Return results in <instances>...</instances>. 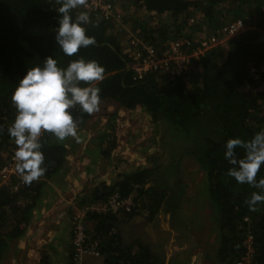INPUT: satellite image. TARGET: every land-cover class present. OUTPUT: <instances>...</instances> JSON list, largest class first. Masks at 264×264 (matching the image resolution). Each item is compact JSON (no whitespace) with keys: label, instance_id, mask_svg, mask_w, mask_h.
<instances>
[{"label":"trees","instance_id":"1","mask_svg":"<svg viewBox=\"0 0 264 264\" xmlns=\"http://www.w3.org/2000/svg\"><path fill=\"white\" fill-rule=\"evenodd\" d=\"M128 1L150 15L147 17L150 22L141 21L132 26H139L143 39L159 48L170 38L179 37L189 18L196 15L203 19V25L193 27L199 32L204 25V28L218 29L237 18L245 19L249 28L231 39L226 50L211 49L194 61L189 71L174 79L148 72L143 79L134 80L132 69L128 67L129 59L118 38L107 32L105 21L92 19L99 21L98 27L86 25L85 28L86 34L95 38V43L69 57L55 41L60 19L55 0H0V167L16 146L7 131L16 115L11 96L28 69L42 66L49 56L63 68L81 57L96 60L105 68V79L96 85L101 90V102L111 99L120 108L143 110L158 131L154 138L157 151L151 165L121 173L113 185H103L90 198L99 202L115 191L121 196L134 192L135 204L128 212L93 210L85 216L90 225L89 241L97 242L104 264H163V256L139 238L131 237L122 245L117 225L142 213L147 221L157 216L164 202L169 201L170 186L178 184L176 177L187 155L203 170L208 196L215 206L216 261L235 264L244 254L243 241L250 234L253 264H264V202L256 205V211H250L245 203L253 192L262 195L264 192L228 176L232 165L225 159L229 139L248 141L264 129V76L262 90L256 91L258 84L248 75L251 66L264 61V0ZM79 11L82 9L73 10V17ZM166 16L174 21L171 30L161 24ZM152 17L156 18L155 24ZM246 84L250 85L247 90L252 91L245 90ZM80 86L89 85L81 82ZM71 113L80 122L77 137L72 139L75 142L84 133L92 115L84 113L78 105ZM107 128L112 129V126ZM108 129L101 133L100 141H94L99 143L104 157H109L115 148V137ZM70 139L59 141L45 132L41 137L44 175L31 184L23 182L15 190L12 187L15 179L11 185L0 184V261L9 241L23 235L35 219L33 216L46 196L48 182L62 180ZM235 151L238 157H243L244 149ZM170 166L174 169L169 170ZM260 179H264V165L256 177L257 181ZM88 200L79 205L90 203ZM70 262L72 264L71 253Z\"/></svg>","mask_w":264,"mask_h":264},{"label":"clouds","instance_id":"2","mask_svg":"<svg viewBox=\"0 0 264 264\" xmlns=\"http://www.w3.org/2000/svg\"><path fill=\"white\" fill-rule=\"evenodd\" d=\"M60 14L55 41L66 56H74L79 50L95 43V38L86 34V25L98 27L88 11H79L73 17V10L87 9L88 0H55ZM105 79V68L96 60L83 57L69 62L66 68L58 66L52 56L28 69L12 93V104L16 109L14 122L8 127V134L14 140L16 171L25 184H31L44 175V154L41 151V137L45 132L53 134L59 141L76 138L79 121L71 110L77 105L84 113L92 115L100 110V88L96 86ZM81 82L89 85L81 87ZM244 149L238 157L236 149ZM225 159L232 167L227 175L240 184H249L264 192V179L256 180L264 165V129L248 140L229 139L226 143ZM264 202V195L253 192L245 201L250 211Z\"/></svg>","mask_w":264,"mask_h":264},{"label":"rangeland","instance_id":"3","mask_svg":"<svg viewBox=\"0 0 264 264\" xmlns=\"http://www.w3.org/2000/svg\"><path fill=\"white\" fill-rule=\"evenodd\" d=\"M114 3L125 13L127 23L130 26L141 21H151V19H147V17L150 15H145L144 12H142L138 7L134 6V4L132 5V3H129L128 0H114ZM132 10H136V12ZM167 16L162 18L161 24L163 27L171 30L174 28V21L172 22L173 19L171 20ZM152 19V24H155L156 18L152 17ZM193 27L195 26L190 27V32H187L182 28L179 32V35H205L208 33L217 32V28L213 29L209 26L204 28L205 25L203 30H200V32L198 31L199 29ZM110 29L114 30L112 27H110ZM107 32L114 36L113 31ZM118 40L120 42L119 38ZM120 44L123 51L126 45L123 41H121ZM262 87L263 86L260 85L257 88H254V90L260 91L262 90ZM245 90H247L246 87ZM249 91L252 90H247V92ZM116 104L117 103L111 99L102 101L100 104V110L92 114L91 118L87 121L85 126L86 128L82 136H79L75 142H72L73 137H70L71 139L69 140L68 145H74L77 142L76 146H79V144L83 143L84 140L86 141L87 138H89L88 146H85L86 148L82 147L80 149L82 154H77L76 152L74 156L75 163H80V169L82 166L80 161L83 155L90 157L96 153L95 157H97L96 159H93V161L90 160V163L87 166L89 167V170L88 172L85 171L87 175H90L89 178H87L86 175L82 177L79 175L80 171H84L82 169H74L70 173L71 184L74 177L78 179L79 183L77 185L79 189L73 194L71 203H67V200L60 198L56 192L57 190H54L55 187L57 189H61L60 192L65 198H67L66 196L68 195L67 192L69 189V177L67 178L66 182L63 180L64 176L66 175L65 170L63 171L62 180H56V183L50 181L46 186L45 198L56 202L58 201V204L64 205V211L62 212H64L71 223L73 221V215L80 212L81 206L79 204H81V201H87L89 199L88 201H90V203L94 202L91 201L90 198L93 197V193L96 189L102 188L103 185H113L119 179V175L123 172L131 171L139 166L145 167L149 164L151 165V159H153L152 157L157 151L154 138L158 134V131L156 127L152 125V122L145 112L143 110L131 112V110L122 108L125 110L123 111ZM109 125L112 126V129H110L113 132V136L115 137V148L111 151L109 157H104L100 154V151L96 149H99V143L95 144L94 141H100L99 137L101 133L107 130ZM93 142L94 147H89V144H92ZM73 151L75 152L76 149H73ZM86 152L88 154H84ZM168 169L172 170L174 167L170 166ZM14 179L16 182H18L16 177H14ZM176 179L178 184L175 186L172 184L169 189V193L171 192L170 196H168L169 201L171 200V204L175 205L180 199L185 203L182 205L183 207H191L194 212L193 216H198L196 218V223L193 230V234L197 236L196 243L198 247H195V251L197 250L196 252H198L197 264H219L215 259V251L217 248L216 210L215 206L213 205L214 203L211 202L208 196L205 185L206 177L203 170L200 168L194 158H192L190 155H187L182 159L181 173L176 177ZM64 191H66L65 194L63 193ZM42 203L43 200L41 201V204ZM41 204L39 205V208L42 206ZM142 214L145 216L144 213ZM150 221L151 220H149L148 223H150ZM133 230L134 229H132V235ZM149 233L151 232L148 231V234ZM139 234L140 239L142 240L143 238L144 241L151 237L150 235L144 234V231ZM5 252L6 253L4 257H2L0 264H5L7 262L12 264V259L7 254L9 249L7 248Z\"/></svg>","mask_w":264,"mask_h":264},{"label":"built area","instance_id":"4","mask_svg":"<svg viewBox=\"0 0 264 264\" xmlns=\"http://www.w3.org/2000/svg\"><path fill=\"white\" fill-rule=\"evenodd\" d=\"M88 11L91 19H101L108 25L107 31H113L115 37L126 45L123 53L127 55L128 67L132 69L133 79L140 80L148 72H154L157 76H165L174 79L180 74L187 72L194 61L200 60L208 51L216 47L223 50L228 48L231 39L237 37L249 27L245 19L237 18L225 23L217 29V32L200 34H185L178 38L170 39L159 48L148 43L142 37L143 33L139 26H130L127 23L125 13L115 5L113 0H88ZM198 24L203 25L202 16L196 15L189 18L184 30L190 32V27ZM112 27L114 30H111ZM199 31V30H198ZM251 81L263 85L264 61L258 66H251L248 70ZM245 87L249 89L250 85ZM13 148L3 165L0 167V184L11 185L12 179L16 177L18 182L14 184L13 190L23 183L21 176L16 171L15 152ZM134 202V192L121 196L117 191L110 193L103 201H94L82 205L80 212L72 218L71 237V260L72 264H85L87 256H102L96 241H89L88 224L85 219L89 211H105L117 213L119 210L130 211ZM252 235L247 234L243 241L245 252L235 264H253Z\"/></svg>","mask_w":264,"mask_h":264},{"label":"crops","instance_id":"5","mask_svg":"<svg viewBox=\"0 0 264 264\" xmlns=\"http://www.w3.org/2000/svg\"><path fill=\"white\" fill-rule=\"evenodd\" d=\"M132 11L136 12V10ZM116 105L118 106V103ZM131 112H133V110H131ZM88 139L89 138H87L86 141L84 140L79 146L72 147L68 145L67 147V161L65 162L66 175L63 178L66 182L69 177L67 198L62 195L60 192L61 189L54 188V190H57L56 192L60 198L67 200V203H71L73 194L79 189V187H77L79 183L76 177L72 179L71 184L70 173L74 169H82L84 171H80L79 175L81 177L86 175L87 178H89L90 175H87L85 171L88 172L89 170L87 166L90 160L93 161V159L97 158L95 157L96 153L90 157L83 155L80 161L82 164L81 169L79 168L80 163H75L74 156L76 152L77 154H82L80 149L88 146ZM93 144L94 142L89 144V147L94 146ZM73 149H76V151L74 152ZM96 149L99 151L98 148ZM84 154L88 153L86 152ZM63 193L65 194L66 191ZM170 201L164 202L159 213L150 223H148L143 214H138L142 215L143 218L137 217L133 221H131V218L128 221L130 222L128 230L129 241L131 237L140 239L139 233L144 231V234L151 236L149 239L145 240V242L148 243L154 251H157L163 256V264H197L198 252H196L197 250L195 251L197 236L193 234V230L198 216H193L194 212L191 207H183L182 205L185 203L180 199L175 205L171 204ZM45 203L47 207H45ZM41 205L42 206H40L33 216L35 219L27 226L26 232L9 241L7 246L9 252L7 254L12 259V264H71L72 223L64 212H62L64 211V205L58 204V201H52L51 199L46 200V198L43 199ZM88 227H90V225H88ZM132 229H134L133 235ZM148 231L151 233L148 234ZM5 253L4 251L2 257H4ZM5 264L11 263L7 262ZM85 264H104L103 256H87L85 258Z\"/></svg>","mask_w":264,"mask_h":264},{"label":"water","instance_id":"6","mask_svg":"<svg viewBox=\"0 0 264 264\" xmlns=\"http://www.w3.org/2000/svg\"><path fill=\"white\" fill-rule=\"evenodd\" d=\"M111 47H113V46H111ZM137 217L143 218L142 215H136L131 219V221L135 220V218H137ZM129 225H130V222L119 223L117 225L119 230H120V235L122 237V245H126L129 242V238H128Z\"/></svg>","mask_w":264,"mask_h":264}]
</instances>
